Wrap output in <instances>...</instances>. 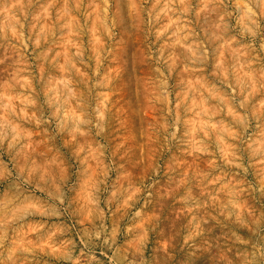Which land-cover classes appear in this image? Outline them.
Listing matches in <instances>:
<instances>
[{
  "label": "clouds",
  "instance_id": "obj_1",
  "mask_svg": "<svg viewBox=\"0 0 264 264\" xmlns=\"http://www.w3.org/2000/svg\"><path fill=\"white\" fill-rule=\"evenodd\" d=\"M0 264H264V0H0Z\"/></svg>",
  "mask_w": 264,
  "mask_h": 264
}]
</instances>
